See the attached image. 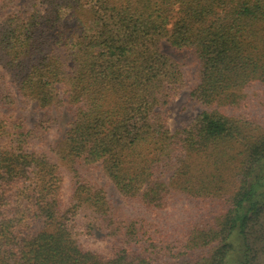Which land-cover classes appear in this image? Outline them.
Masks as SVG:
<instances>
[{
    "label": "trees",
    "instance_id": "1",
    "mask_svg": "<svg viewBox=\"0 0 264 264\" xmlns=\"http://www.w3.org/2000/svg\"><path fill=\"white\" fill-rule=\"evenodd\" d=\"M20 1L0 0V264H264V127L236 113L264 84V0ZM164 42L198 62L202 109L175 130L185 79ZM28 102L42 119L9 114ZM78 216L109 254L75 240Z\"/></svg>",
    "mask_w": 264,
    "mask_h": 264
},
{
    "label": "rangeland",
    "instance_id": "2",
    "mask_svg": "<svg viewBox=\"0 0 264 264\" xmlns=\"http://www.w3.org/2000/svg\"><path fill=\"white\" fill-rule=\"evenodd\" d=\"M33 0H21L17 5L15 11H22L27 9L33 4ZM163 50L176 58L181 64L184 73L185 87L179 92V94L172 99L169 105L163 111L167 117V124L171 130L178 129L183 125L190 122L201 109L202 106L196 101L192 100L189 96L191 90H193L197 84V70L198 62L196 57L189 52H175L165 42L162 44ZM236 113L249 117L250 120L257 122L256 124L264 127V84H256L253 88L247 89L244 92V97L241 100V105L238 107ZM9 114L13 116L22 117L28 122H37L42 119L45 113L41 110H37L35 105L31 102L21 104L13 112ZM50 115L56 119V125L48 136V140L55 142V140L61 134V130L65 126L66 115L63 110L60 112H50ZM62 170V186L60 188L59 200L63 209L68 207L72 201L74 179L72 173L64 165H61ZM86 177H88L97 186H100L107 192V196L110 201L115 205L122 207L123 200L117 194L115 189L109 183V181L101 174L99 167H86L80 169ZM185 217L184 212L181 209H174L168 211L163 215V218L168 224V229L174 227L175 235L183 228L182 221ZM83 219L78 216L76 222L72 227V233L75 240L88 249L96 250L103 254L110 253L109 242L105 240L96 239L94 236H89L85 233L82 226Z\"/></svg>",
    "mask_w": 264,
    "mask_h": 264
}]
</instances>
